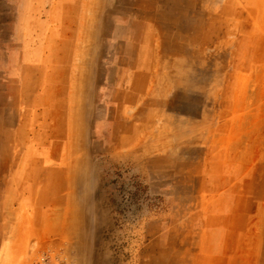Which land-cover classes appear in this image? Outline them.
<instances>
[{
	"label": "rangeland",
	"instance_id": "obj_1",
	"mask_svg": "<svg viewBox=\"0 0 264 264\" xmlns=\"http://www.w3.org/2000/svg\"><path fill=\"white\" fill-rule=\"evenodd\" d=\"M0 264H264V0H0Z\"/></svg>",
	"mask_w": 264,
	"mask_h": 264
}]
</instances>
